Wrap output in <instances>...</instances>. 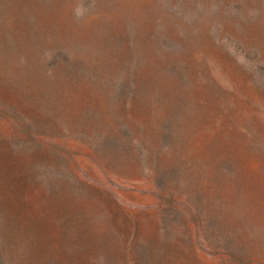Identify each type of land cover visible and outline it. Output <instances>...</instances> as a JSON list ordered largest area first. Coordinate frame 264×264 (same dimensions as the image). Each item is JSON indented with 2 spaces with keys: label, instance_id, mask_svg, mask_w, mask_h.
<instances>
[{
  "label": "rangeland",
  "instance_id": "rangeland-1",
  "mask_svg": "<svg viewBox=\"0 0 264 264\" xmlns=\"http://www.w3.org/2000/svg\"><path fill=\"white\" fill-rule=\"evenodd\" d=\"M6 264H264V0H0Z\"/></svg>",
  "mask_w": 264,
  "mask_h": 264
},
{
  "label": "trees",
  "instance_id": "trees-1",
  "mask_svg": "<svg viewBox=\"0 0 264 264\" xmlns=\"http://www.w3.org/2000/svg\"><path fill=\"white\" fill-rule=\"evenodd\" d=\"M0 264H6L5 261L2 259L1 256H0Z\"/></svg>",
  "mask_w": 264,
  "mask_h": 264
}]
</instances>
